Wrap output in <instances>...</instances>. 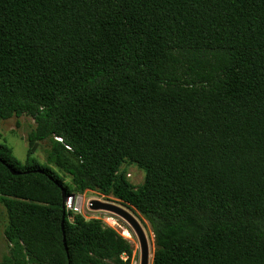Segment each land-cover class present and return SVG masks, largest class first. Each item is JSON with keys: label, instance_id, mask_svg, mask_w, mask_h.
Returning <instances> with one entry per match:
<instances>
[{"label": "trees", "instance_id": "obj_1", "mask_svg": "<svg viewBox=\"0 0 264 264\" xmlns=\"http://www.w3.org/2000/svg\"><path fill=\"white\" fill-rule=\"evenodd\" d=\"M14 116L36 126L25 164L0 144V264L132 263L101 220L63 230V190L140 213L153 264H264V0H0V121ZM46 140L72 186L32 158Z\"/></svg>", "mask_w": 264, "mask_h": 264}, {"label": "rangeland", "instance_id": "obj_2", "mask_svg": "<svg viewBox=\"0 0 264 264\" xmlns=\"http://www.w3.org/2000/svg\"><path fill=\"white\" fill-rule=\"evenodd\" d=\"M160 71L166 78H171L176 73L169 56H164L159 59ZM36 126L33 118L29 116L12 117L8 120L0 121V144L4 143L8 145L14 156L22 163H26L28 159L29 143L27 139L28 133ZM50 149V142L48 140L39 143L37 152L33 154L32 158L43 166H50L61 176L65 177V181L68 185L72 186V177L65 174L54 164H49L47 161L48 152ZM121 172H124L129 182L133 187H139L145 178V172L138 168L135 164L124 163L121 167ZM82 197L81 201V213H71L69 220L73 222L74 216L79 214L84 216L87 220H101L104 225L112 227L120 235L126 238L133 247V257L131 264H141L142 253L139 239L127 224V222L120 216L114 215L109 212L92 209L91 202L93 200H100L104 202L116 203L124 206L130 210V212L137 218L144 228L149 241L150 261L149 264H153V255L155 250L154 235L149 222L136 210L125 205L120 200L116 199L113 195H102L98 192L87 190L83 194H76ZM8 217L4 206L0 202V263L10 254V245L5 238L4 229L7 223Z\"/></svg>", "mask_w": 264, "mask_h": 264}, {"label": "water", "instance_id": "obj_3", "mask_svg": "<svg viewBox=\"0 0 264 264\" xmlns=\"http://www.w3.org/2000/svg\"><path fill=\"white\" fill-rule=\"evenodd\" d=\"M11 172L14 175H18L19 172L10 168ZM70 195L63 190L62 197H63V222L62 228L64 230L65 227V220L67 216V212L65 210V203L68 200ZM92 209L101 210L105 212L114 213L124 219L127 224L131 227L137 238L139 239V243L141 245V253H142V261L141 264H149L150 261V251H149V241L146 235L144 228L142 227L141 223L137 220V218L130 212V210L124 206H121L116 203L111 202H104L100 200H93L91 202ZM65 241V237H64ZM66 245V244H65Z\"/></svg>", "mask_w": 264, "mask_h": 264}, {"label": "built area", "instance_id": "obj_4", "mask_svg": "<svg viewBox=\"0 0 264 264\" xmlns=\"http://www.w3.org/2000/svg\"><path fill=\"white\" fill-rule=\"evenodd\" d=\"M57 140L62 141V139L57 138ZM81 201L82 197L77 196L76 194L70 195L68 200L65 203V210L67 214L71 213H81Z\"/></svg>", "mask_w": 264, "mask_h": 264}, {"label": "bare ground", "instance_id": "obj_5", "mask_svg": "<svg viewBox=\"0 0 264 264\" xmlns=\"http://www.w3.org/2000/svg\"><path fill=\"white\" fill-rule=\"evenodd\" d=\"M110 213V212H109ZM112 214H114V213H112ZM114 215H116V214H114ZM118 216V215H117Z\"/></svg>", "mask_w": 264, "mask_h": 264}]
</instances>
